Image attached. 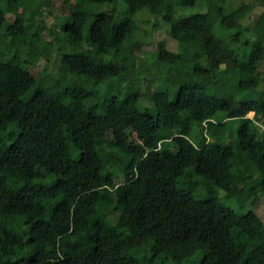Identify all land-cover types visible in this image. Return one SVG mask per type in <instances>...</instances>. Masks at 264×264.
<instances>
[{
    "label": "trees",
    "instance_id": "1",
    "mask_svg": "<svg viewBox=\"0 0 264 264\" xmlns=\"http://www.w3.org/2000/svg\"><path fill=\"white\" fill-rule=\"evenodd\" d=\"M123 1L0 0V264H264L257 214L194 197L206 182L240 204L264 195V0L251 28L254 5L224 3L171 25L180 52L147 66L151 107L133 17L168 23L170 0ZM52 52L56 82L29 70Z\"/></svg>",
    "mask_w": 264,
    "mask_h": 264
},
{
    "label": "rangeland",
    "instance_id": "2",
    "mask_svg": "<svg viewBox=\"0 0 264 264\" xmlns=\"http://www.w3.org/2000/svg\"><path fill=\"white\" fill-rule=\"evenodd\" d=\"M180 0H170L169 10H168V18L170 22H163L161 20H156L154 16H152L148 10V8H143L138 11L134 17L133 22L138 28V32L136 34V39L139 42V51H135L134 55L136 56L134 70L140 71V74L143 73L140 77L139 82V90L141 93H144V97L141 100V104L147 107H151L152 105V93L147 91V82L151 80L152 75L148 72L149 67H153L156 64V57L159 52V46L163 45L166 50L179 53L180 47L179 44L176 43L168 34V29L174 23H177L181 18L192 16L199 13H204L208 6L210 5H218L219 3L228 4L231 7H236L241 4H249L254 5L253 11L242 21V23L247 27H253L256 23L258 16L262 12V7L256 0H203L198 1L199 3L192 7H183L179 3ZM92 8H97L100 11H111L113 8L118 9L120 12L125 10L126 4L123 0H116L115 4H103V5H93ZM56 17L45 18L43 21L46 24V27L49 28L53 25V23L57 20ZM157 18V17H156ZM9 22L13 20V18L8 19ZM40 25V24H39ZM37 25V27H39ZM36 31V30H35ZM33 31L32 34H35ZM44 44L49 47H53L54 43L51 40L49 34L46 30H43L41 33ZM199 48V46H198ZM15 50V48H13ZM4 58H7L4 57ZM190 58V57H187ZM21 59L25 60V56L21 55ZM196 63L201 64L205 67L213 68L214 64L203 58L193 59ZM59 65V57L56 53H51L49 60L46 62L44 58H39L37 63L33 66L29 67V70L37 76L38 74L43 72L45 66H47L48 70L53 72V79L56 82L59 78L58 74L54 71L57 70ZM153 69V68H152ZM155 71L157 68H154ZM153 69V70H154ZM263 70L262 68H260ZM255 69L248 67V69H244L242 73L245 77L251 76L252 71ZM133 71V70H132ZM144 75V76H143ZM261 88H264V82L261 83ZM154 88H152L153 90ZM148 92V93H147ZM151 113L154 114V110H151ZM247 118H251V114L247 115ZM240 121H231L227 124L228 131H235L239 126ZM12 133L5 137V143L10 144L13 142L14 138L17 136V129H12ZM226 135L224 133L221 135V140H225ZM194 179L193 177L188 179L190 181ZM120 181V179L118 180ZM206 190H199L198 192H194V197L196 199L204 200L209 198H217L219 199L226 207L233 209L237 213H246L248 211H253L257 216L264 222V195L260 196L257 201L252 202L248 201L244 204H240L235 199H231L226 197L225 193L215 187V185L211 182L205 183ZM187 251L182 250L178 256L176 257L177 261H182L186 257ZM200 259V252H194L188 259L184 261V264H198Z\"/></svg>",
    "mask_w": 264,
    "mask_h": 264
},
{
    "label": "built area",
    "instance_id": "3",
    "mask_svg": "<svg viewBox=\"0 0 264 264\" xmlns=\"http://www.w3.org/2000/svg\"><path fill=\"white\" fill-rule=\"evenodd\" d=\"M250 119L253 120V114L251 115V118H250ZM254 125H255L256 127H258L259 130H260L262 133H264V119H263V118H261V119L258 120V121H254ZM203 126L206 127L205 124H203Z\"/></svg>",
    "mask_w": 264,
    "mask_h": 264
},
{
    "label": "clouds",
    "instance_id": "4",
    "mask_svg": "<svg viewBox=\"0 0 264 264\" xmlns=\"http://www.w3.org/2000/svg\"><path fill=\"white\" fill-rule=\"evenodd\" d=\"M248 114H251V115H252L253 113H252V112H250V113H248ZM248 114H247V115H248ZM247 115H246V117H245V118H247ZM247 119H250V118H247ZM250 120H251V119H250Z\"/></svg>",
    "mask_w": 264,
    "mask_h": 264
}]
</instances>
